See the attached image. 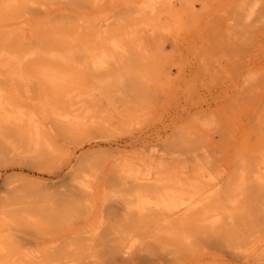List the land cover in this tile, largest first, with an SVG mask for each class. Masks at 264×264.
<instances>
[{
  "label": "bare ground",
  "instance_id": "1",
  "mask_svg": "<svg viewBox=\"0 0 264 264\" xmlns=\"http://www.w3.org/2000/svg\"><path fill=\"white\" fill-rule=\"evenodd\" d=\"M193 1L0 0V264H264V0H198L201 64L259 58L219 109L135 132Z\"/></svg>",
  "mask_w": 264,
  "mask_h": 264
},
{
  "label": "rangeland",
  "instance_id": "2",
  "mask_svg": "<svg viewBox=\"0 0 264 264\" xmlns=\"http://www.w3.org/2000/svg\"><path fill=\"white\" fill-rule=\"evenodd\" d=\"M177 2V7L180 9L182 2L181 0H177ZM193 4V7L186 13L184 20L186 31L180 34L179 44L172 45L170 40L163 44L162 55L165 56L166 68L168 69V75L163 80L166 90L162 94V99L155 108L154 114L144 120L141 127L135 130L136 133L152 134L149 135V139L155 138L158 133L162 135L170 132L174 123L185 117L188 119L191 113L204 109H219L222 104H225L224 92L231 88L229 84L235 78L238 69L245 66L250 56L252 59L258 60L259 58V55H252V52L248 51L251 45V41H249L246 42L247 44L243 43L241 48L231 45L224 46L217 53L216 51L213 52L210 60H207L206 66L201 64V59L199 62L197 57H201L200 51L206 44L205 39L208 38L207 35H211L207 29L208 26L207 28L205 26V21L209 20L214 6L205 7L198 0H194ZM214 64L218 67L224 66V74L218 75L210 69L208 72V66ZM117 143H129V140L124 137ZM70 144L71 148H80ZM84 145L83 150H93L89 147V143ZM80 152L81 150L78 151V153ZM6 171L1 170L2 177L14 173L13 176H23L27 179L47 180L49 178L43 172L33 171L25 167H14ZM4 193L5 190L0 192V199Z\"/></svg>",
  "mask_w": 264,
  "mask_h": 264
}]
</instances>
